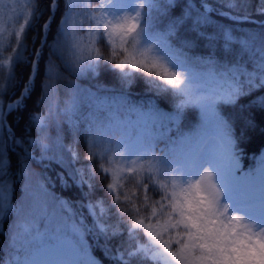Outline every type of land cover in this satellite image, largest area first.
I'll list each match as a JSON object with an SVG mask.
<instances>
[{
	"label": "snow or ice",
	"instance_id": "snow-or-ice-1",
	"mask_svg": "<svg viewBox=\"0 0 264 264\" xmlns=\"http://www.w3.org/2000/svg\"><path fill=\"white\" fill-rule=\"evenodd\" d=\"M81 3L0 9V264H264V0Z\"/></svg>",
	"mask_w": 264,
	"mask_h": 264
},
{
	"label": "trees",
	"instance_id": "trees-1",
	"mask_svg": "<svg viewBox=\"0 0 264 264\" xmlns=\"http://www.w3.org/2000/svg\"><path fill=\"white\" fill-rule=\"evenodd\" d=\"M13 0H0V9H5V6L8 5L9 3H12ZM17 2H21V0H17ZM46 3V0H45ZM74 4H79L81 7L83 6L81 3V0H73ZM45 15H47V12L45 13ZM18 24L16 25V28H18ZM10 31L12 29H9ZM10 39V38H8ZM0 41H4V43L7 42V40L4 37H0ZM99 46V45H98ZM117 47H119V44L116 45ZM3 45L0 44V49H2ZM29 47H31V45H29ZM5 56L7 55H11V53L8 52H4L3 53ZM16 75H17V79L18 81H22L24 79V77L27 75V68L24 65H21V67L19 69H17L16 71ZM4 76H5V81H4V85L6 87V77H7V70H4ZM56 86V83L54 82V87ZM86 86V85H85ZM14 91L16 92V94H19V87L17 86V88L14 89ZM136 96H140L141 93L136 92L135 93ZM10 99V97H7L5 99V102H7ZM35 99V98H34ZM31 102H30V107H31ZM191 111V110H190ZM19 113H13L12 116H9V122H12L14 117H19ZM187 116V113L185 114ZM188 124H194L195 122L192 121L191 119H188L187 121ZM238 131H245V129L243 128V124L238 123ZM161 147H163V145H160ZM243 149L244 152L247 154L246 158L249 160V158H252V156H254V165L259 164L260 158L261 156H263V151H264V128L261 127H257L255 130H247V134L244 137V142H243ZM80 151L81 153L84 152V144L83 141L81 142L80 145ZM159 153H157L158 155ZM105 167H107V165H105ZM60 171V168L53 164L51 165L45 175L47 177L50 178V184H51V190L54 192V194L58 197H60L61 199L65 200V201H72L74 202V198L76 197L77 193L73 188H64L61 186L59 179L57 177V173ZM129 176H131L132 174H128ZM122 184L126 183L125 181H121ZM131 185H126L125 190H127L128 187H130ZM120 190V189H119ZM133 191H137L136 189L133 188ZM137 194L138 191H137ZM150 194H152L150 192ZM157 199H159V197H155ZM121 199H123V197H121ZM105 208L107 207V205L104 206ZM148 223H156L154 220L153 221H145ZM144 239L146 240V237L144 236ZM163 239L167 240L168 239V235H164ZM176 237L173 234V240H175ZM171 247L175 250L178 248V245L175 243L171 244ZM96 255L98 256L99 253H96Z\"/></svg>",
	"mask_w": 264,
	"mask_h": 264
},
{
	"label": "rangeland",
	"instance_id": "rangeland-1",
	"mask_svg": "<svg viewBox=\"0 0 264 264\" xmlns=\"http://www.w3.org/2000/svg\"><path fill=\"white\" fill-rule=\"evenodd\" d=\"M114 39H116V45L117 44H119V39L118 38H116V37H114ZM246 156H247V154L244 152V156H243V159H242V166L245 168V170H247V164H250L249 163V160H251L250 158H249V160L246 158ZM121 167H123V166H121ZM124 171H126V169H124ZM129 174V173H128ZM117 191H119V188H117ZM145 224H149L148 222H145ZM151 225H152V229H153V231L155 232V230H156V228H157V225H156V223H151ZM145 237H146V239H147V236H146V233H145ZM96 254V253H95Z\"/></svg>",
	"mask_w": 264,
	"mask_h": 264
}]
</instances>
